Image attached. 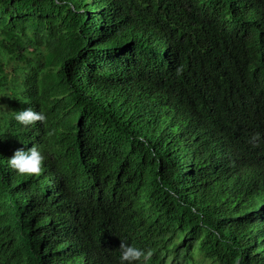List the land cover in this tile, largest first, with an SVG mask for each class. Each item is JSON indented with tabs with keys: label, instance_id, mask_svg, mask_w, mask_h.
<instances>
[{
	"label": "trees",
	"instance_id": "1",
	"mask_svg": "<svg viewBox=\"0 0 264 264\" xmlns=\"http://www.w3.org/2000/svg\"><path fill=\"white\" fill-rule=\"evenodd\" d=\"M120 242L264 264V0H0V264H119Z\"/></svg>",
	"mask_w": 264,
	"mask_h": 264
},
{
	"label": "clouds",
	"instance_id": "2",
	"mask_svg": "<svg viewBox=\"0 0 264 264\" xmlns=\"http://www.w3.org/2000/svg\"><path fill=\"white\" fill-rule=\"evenodd\" d=\"M175 71L179 75L182 72V66H177ZM11 119L22 127H31L37 122L43 123L46 117L43 112L26 107L20 111L13 112ZM255 139L257 137L251 138L252 141ZM43 161L44 156L38 148L30 147L26 150L20 148L15 150L11 157L7 158V167L18 176H34L40 174ZM119 247L121 249L119 264H142V258L146 261L150 255L123 242H120Z\"/></svg>",
	"mask_w": 264,
	"mask_h": 264
},
{
	"label": "rangeland",
	"instance_id": "3",
	"mask_svg": "<svg viewBox=\"0 0 264 264\" xmlns=\"http://www.w3.org/2000/svg\"><path fill=\"white\" fill-rule=\"evenodd\" d=\"M199 260L201 261L200 264H210V263H208L207 260H206L205 258H203V257H199Z\"/></svg>",
	"mask_w": 264,
	"mask_h": 264
}]
</instances>
